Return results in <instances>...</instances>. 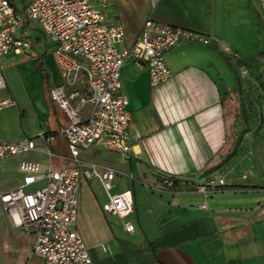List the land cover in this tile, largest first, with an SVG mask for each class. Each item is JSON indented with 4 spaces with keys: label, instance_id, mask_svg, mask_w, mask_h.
<instances>
[{
    "label": "crops",
    "instance_id": "1",
    "mask_svg": "<svg viewBox=\"0 0 264 264\" xmlns=\"http://www.w3.org/2000/svg\"><path fill=\"white\" fill-rule=\"evenodd\" d=\"M99 7L106 24L123 29L119 49L134 44L147 20L197 32L211 44L167 52L172 76L154 88L133 58L120 68L131 114L129 154L82 150L78 166L114 170L113 193L132 194L135 231L125 233L117 217L103 213L106 193L96 180H81L76 229L93 264H264V15L257 1L108 0ZM25 27L19 37L28 46L2 60L3 71L13 72L0 99L14 105L0 112V139L33 140L35 147L0 161V192L20 184L21 161L43 171L75 165L58 134L67 116L50 98L64 86L52 45L36 28L50 44L48 59ZM76 89L87 96L83 76ZM89 110L85 104L81 116ZM162 176L173 177L175 187H165ZM220 180L224 185L205 196L197 191ZM3 225L7 262L41 264L32 254L33 235L12 227L6 215Z\"/></svg>",
    "mask_w": 264,
    "mask_h": 264
},
{
    "label": "built area",
    "instance_id": "2",
    "mask_svg": "<svg viewBox=\"0 0 264 264\" xmlns=\"http://www.w3.org/2000/svg\"><path fill=\"white\" fill-rule=\"evenodd\" d=\"M20 1V6H16ZM264 15V0H256ZM108 0H0V91L6 87L2 60L10 53H19L28 43L19 37L26 21L35 24L45 40L52 45V58L64 86L50 91L51 100L65 113L66 126L58 134L66 141L69 157L75 164L57 170H41L37 163L21 161L20 184L0 194V205L10 225L33 235L32 254L41 264H93L87 247L76 229L78 188L81 180H96L106 193L102 203L104 214L120 220L122 230L133 234L135 226L129 220L133 199L129 191L113 193L115 172L94 166H78L82 150L98 148L119 153L127 158L130 151L127 97L121 92L120 68L131 57L149 75L151 87L166 83L172 76L164 55L182 44L209 46L211 41L197 32L147 20L134 44L119 49L123 29L106 24L99 6ZM97 3L99 5H97ZM224 53L229 50L221 45ZM83 76L88 94L76 89ZM90 105L86 117L80 111ZM9 97L0 99V112L12 107ZM40 138H44L39 134ZM51 140V138H46ZM33 140L10 143L0 139V161L32 151ZM165 187L168 178L162 176ZM40 184L43 186L39 187ZM208 181L198 186L202 195L208 188L223 186ZM38 186L33 191H26ZM204 210V204L198 206Z\"/></svg>",
    "mask_w": 264,
    "mask_h": 264
},
{
    "label": "rangeland",
    "instance_id": "3",
    "mask_svg": "<svg viewBox=\"0 0 264 264\" xmlns=\"http://www.w3.org/2000/svg\"><path fill=\"white\" fill-rule=\"evenodd\" d=\"M20 3H21L20 1H16L15 4H16V6H20ZM25 26H26L25 27V30H27L26 33L31 34V36L39 44L38 45V50L40 52H42V53L43 52L46 53V51H47L46 56L49 59V56L50 55H48V54H49V51H50L49 50L50 49V44H48V42H46L43 39V37L38 33L35 24H33L30 21H26ZM22 71L25 72V68L22 69ZM12 72H13V70H10V69H8L6 71H3V77L6 79L9 75H12ZM41 186H43V184H40L39 185V187H41ZM39 187L36 186V187L30 188V189H28L26 191H33V190H35V189H37ZM101 191H102V189H101ZM2 193H4V192H0V194H2ZM0 212H1L0 213V240H1L0 244H2V239L6 237V230L4 229V225H3L4 224V220H5V214L2 211V208H1V211ZM0 264H11L10 262H7V260H6V258L4 256H2L1 251H0Z\"/></svg>",
    "mask_w": 264,
    "mask_h": 264
},
{
    "label": "trees",
    "instance_id": "4",
    "mask_svg": "<svg viewBox=\"0 0 264 264\" xmlns=\"http://www.w3.org/2000/svg\"><path fill=\"white\" fill-rule=\"evenodd\" d=\"M26 23V22H25ZM25 25V24H24ZM35 69L38 70V71H41V67H40V61L37 60V62L35 63ZM166 178L169 179L170 183H171V186L168 187L169 189H172L175 187V185L177 184L176 180L173 178V177H167V176H164Z\"/></svg>",
    "mask_w": 264,
    "mask_h": 264
}]
</instances>
